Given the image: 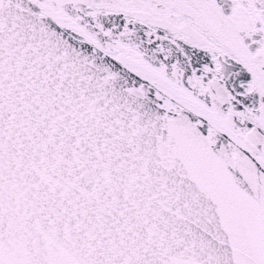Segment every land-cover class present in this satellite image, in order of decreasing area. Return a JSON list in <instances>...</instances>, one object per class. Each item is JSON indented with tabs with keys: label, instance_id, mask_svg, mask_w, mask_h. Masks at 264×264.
I'll list each match as a JSON object with an SVG mask.
<instances>
[{
	"label": "snow or ice",
	"instance_id": "1",
	"mask_svg": "<svg viewBox=\"0 0 264 264\" xmlns=\"http://www.w3.org/2000/svg\"><path fill=\"white\" fill-rule=\"evenodd\" d=\"M0 264H264V0H0Z\"/></svg>",
	"mask_w": 264,
	"mask_h": 264
}]
</instances>
